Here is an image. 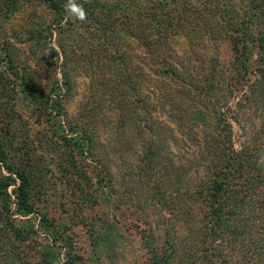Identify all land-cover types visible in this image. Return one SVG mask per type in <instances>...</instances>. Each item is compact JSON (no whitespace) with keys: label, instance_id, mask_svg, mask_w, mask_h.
<instances>
[{"label":"trees","instance_id":"16d2710c","mask_svg":"<svg viewBox=\"0 0 264 264\" xmlns=\"http://www.w3.org/2000/svg\"><path fill=\"white\" fill-rule=\"evenodd\" d=\"M16 1L9 0L8 6L16 7ZM198 1L78 0L87 13L92 10L87 19L99 32L94 61L102 53L109 56L108 69L95 77L98 90L93 96L96 103L104 104L97 106L98 113L93 107L80 112L85 123L79 135L89 154L96 156L98 117L110 113L104 146L111 156L110 160L100 157L105 186L116 191L115 178L123 171L129 182L136 178L139 185L144 183L154 202L169 211L171 218L163 219L166 248L155 253L152 264H264V123L258 132H249L260 137L249 138L241 149L236 147L233 126L235 122L243 131H251L253 122L246 123L249 118L242 110L264 103L260 92L264 62L250 59L255 41L264 49V0H253L255 11L241 21L234 19V10L225 3L216 13L209 6L214 0H200L204 9ZM36 2L55 8L70 21L66 0H24L31 8ZM33 13L28 12V18ZM39 27L45 31L50 25ZM37 33L28 34V40ZM122 33L137 44L134 63L130 44L121 45L114 54L106 52V41ZM187 37L194 58L186 62L172 58L178 42ZM218 40L225 45L216 47L214 54ZM251 74L253 88L234 106L236 88ZM103 107L110 109L106 112ZM122 153L127 168L122 165ZM6 162L0 142V163L6 166ZM6 168L16 173L10 165ZM16 174L22 181L19 206L30 211L28 178L22 171ZM12 181L11 175L0 176V197ZM44 222L52 224L46 217ZM10 225L7 234L0 233L3 261L12 251L7 244L2 246V234L21 232L13 221ZM51 255V249L44 253L42 264H54Z\"/></svg>","mask_w":264,"mask_h":264},{"label":"rangeland","instance_id":"374dc122","mask_svg":"<svg viewBox=\"0 0 264 264\" xmlns=\"http://www.w3.org/2000/svg\"><path fill=\"white\" fill-rule=\"evenodd\" d=\"M223 3L234 10L235 20L241 21L255 11L253 0H214L209 6L218 13ZM15 4L16 7H9V0H0V142L7 155L6 166L10 165L16 173L24 172L28 178L30 211L18 203L21 179L0 163V176L11 175L14 179L0 197V233L7 234L12 221L21 228L20 235L2 234V246L7 244L12 252L5 261L0 257V262L42 264L44 253L51 249L50 260L54 264H152L155 253L161 254L166 248L163 219L171 218L169 211L162 203L154 202L144 183L139 185L136 178L129 182L123 171L115 178L116 191L105 186L100 164L102 156H111L104 146L112 120L110 113H104L105 118L98 117L100 139L96 156L89 154L88 145L79 135L85 123L80 121V112L93 107L98 113L97 106L104 104L93 100L98 90L96 75L107 70L109 64L106 53L94 61L93 54L100 43L98 30L88 19L67 22L48 5L37 6L36 2L31 8L24 0ZM28 12H34L30 18ZM91 13L89 10L88 15ZM47 25L49 29L40 30L39 26ZM34 32H38L37 36L28 40V34ZM132 38L124 33L111 36V41H106V52L114 54L121 45L130 44L134 63L139 50ZM190 41L188 37L181 39L172 58L185 62L194 58ZM254 44L249 53L251 62H264V49H260L259 42ZM224 45L223 41H216L214 54L218 52L216 47ZM248 78L236 88L234 106L243 99L245 91L250 93L253 88L254 75ZM261 88L264 98V84ZM103 108L106 112L110 109ZM262 112L264 103L242 110L249 118L245 122H253L248 132L232 121L237 149L249 138L260 137L249 132L259 131L264 123ZM120 156L127 168L125 154ZM45 217L51 225L44 222ZM216 242L211 239L212 244Z\"/></svg>","mask_w":264,"mask_h":264},{"label":"clouds","instance_id":"9594fccd","mask_svg":"<svg viewBox=\"0 0 264 264\" xmlns=\"http://www.w3.org/2000/svg\"><path fill=\"white\" fill-rule=\"evenodd\" d=\"M65 12L67 13L68 19H72L74 21H86L88 17V13L84 8L83 4L79 3L78 0H66L64 4Z\"/></svg>","mask_w":264,"mask_h":264}]
</instances>
